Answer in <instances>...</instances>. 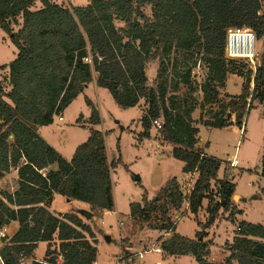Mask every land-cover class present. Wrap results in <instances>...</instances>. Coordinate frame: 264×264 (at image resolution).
Segmentation results:
<instances>
[{"label":"trees","instance_id":"obj_1","mask_svg":"<svg viewBox=\"0 0 264 264\" xmlns=\"http://www.w3.org/2000/svg\"><path fill=\"white\" fill-rule=\"evenodd\" d=\"M36 2L39 8H34ZM149 7L150 14L145 13ZM19 19L21 23H19ZM20 24V25H19ZM19 25L14 33L13 27ZM248 28L263 44L255 67L224 57L226 33ZM0 29L10 35L15 58L0 71L8 70L6 91L0 82V181L17 172L13 192L0 189V231L18 224L10 237L0 238V264H22L32 259L39 242L48 243V264H95L97 248L92 227L80 215L55 214L48 210L53 195L90 206L92 212L112 211L113 196L105 144L97 127L101 119L94 103L90 108L86 141L76 147L69 161L37 133L38 126L52 124L92 82L111 95L115 104L132 108L144 101L140 122L147 138L151 125L161 122L163 140L173 144L171 156L183 163L182 173L196 174L187 194L172 178L148 200L130 205V215L147 221L170 237L162 250L173 257L191 255L197 264L209 261V243L176 233L177 223L169 215L183 204L196 215L208 201L207 225L222 209L234 221L242 211L233 202L236 185L229 177L218 178L222 161L196 147L197 127L192 114L194 98L179 95L180 85L199 91L201 106L218 105L205 127L223 129L242 120L264 101V0H90L84 7H66L54 0H0ZM171 53L207 67L203 82L194 86L191 67L178 72L173 67L167 79ZM158 62L154 86L148 84L146 66ZM228 74L241 77L242 90L228 101L219 100ZM216 187L212 191L211 184ZM264 226L241 221L232 242L225 243L229 255L221 264H264ZM52 243L54 248L51 249ZM122 254H129L122 244ZM58 258L60 260L58 261ZM33 264H40L32 261Z\"/></svg>","mask_w":264,"mask_h":264},{"label":"rangeland","instance_id":"obj_2","mask_svg":"<svg viewBox=\"0 0 264 264\" xmlns=\"http://www.w3.org/2000/svg\"><path fill=\"white\" fill-rule=\"evenodd\" d=\"M90 0H54L57 4L69 7H84ZM36 2L34 8H39ZM150 14L149 7L145 9ZM20 25V24H19ZM19 25L13 27L17 33ZM252 31V30H251ZM263 44L261 40L255 42L256 59L260 57ZM16 55V48L7 35L0 29V66L9 64ZM243 60H237V63ZM194 60L185 58L181 54L171 53L167 79L171 83L173 79V67L176 65L178 72H183L191 67V81L194 86L200 85L206 77L207 67L203 63L193 66ZM252 66V65H250ZM253 67V66H252ZM255 67V66H254ZM158 69V62H150L146 66L148 84L154 86V79ZM8 70L0 71V82L10 89L7 82ZM243 79L237 75L228 74L224 87L219 89V100L227 102V96H235L241 93ZM179 95L192 97L196 101V108L192 114L193 126L197 127L196 147L210 156L222 161L218 178L229 177L236 185V194L233 202L242 211L236 215L234 221L227 220L220 209L213 223L209 226L207 221L209 214L206 210L208 201L204 200L197 214H191L183 204L177 212L170 211L172 220L179 217L176 233L188 238H196L209 243V261L221 264L229 255L225 243H230L235 235L237 224L246 221L252 224L264 226V177L260 171L264 168V101L254 102V107L242 120L241 128L234 122V116H230L233 124L223 129L205 127L204 121L212 119L213 113L218 110V105L201 106V92H190V88L180 85ZM85 96V97H84ZM85 98L94 103L98 110L101 123L97 129L101 132L105 153L108 161L114 164L110 169L112 184L113 214L104 212H92L86 209L88 204L79 201H68L56 194L52 200L53 213L80 212L91 213V218L82 220L92 227L96 239L97 264H197L190 255L173 257L163 250L161 254L145 253L143 258H138L137 253L143 250H151L154 247L162 248L163 243L170 237L166 233L152 228L158 216L152 215L147 221H140L130 215V205L141 203L144 192L148 200H151L157 192L163 188L172 178H176L178 185L187 194L193 186L196 174L182 173L183 163L173 158L170 154L173 144L163 140L162 131L151 125L149 136L139 139L143 132L140 122L146 106L141 101L138 106L122 109L118 107L107 90L98 88L92 82L85 93L78 95L64 110L63 114L55 116L49 126H38L40 137L45 139L67 161L70 160L76 147L83 144L88 135V127L82 128L77 122L81 115V124L88 119L90 108ZM62 117V119H61ZM60 118V119H59ZM161 122H163L161 120ZM162 124V123H161ZM237 158L235 168L229 167V162ZM17 187L16 180L11 173L0 181V189L13 192ZM212 191L216 187L211 184ZM240 196V198L237 196ZM104 214V215H103ZM101 221L104 224H101ZM122 222V225H119ZM109 238L110 241L106 239ZM264 243V240H261ZM127 248L129 254L124 258L121 245ZM41 257V252L37 253ZM122 257V260L118 258ZM119 262H118V260Z\"/></svg>","mask_w":264,"mask_h":264},{"label":"built area","instance_id":"obj_3","mask_svg":"<svg viewBox=\"0 0 264 264\" xmlns=\"http://www.w3.org/2000/svg\"><path fill=\"white\" fill-rule=\"evenodd\" d=\"M255 42L256 37L254 33L248 29V28H231L227 31L226 37H225V44H224V57L229 60H243L246 61L251 68H254L255 66V59H256V51H255ZM200 63H198L199 65ZM154 125L157 129L161 128V122L155 121ZM229 162V167L235 168L237 164L239 163L237 158L231 159ZM261 175L264 177V168L260 171ZM186 208H187V204ZM104 214L111 215L113 214V211H104ZM180 217V216H179ZM179 217H175L174 222H178ZM101 224H104L103 221H101ZM119 225H122V222H119ZM166 235H169L166 233ZM5 237L4 233L0 231V238ZM154 252L157 254H161L162 249L159 247H154L151 250H143L139 253H137L138 258H143V255L145 253ZM119 260H122V257L118 258ZM117 259V260H118ZM60 258H58V261ZM118 260V262H119ZM41 264H48L47 262H41Z\"/></svg>","mask_w":264,"mask_h":264},{"label":"crops","instance_id":"obj_4","mask_svg":"<svg viewBox=\"0 0 264 264\" xmlns=\"http://www.w3.org/2000/svg\"><path fill=\"white\" fill-rule=\"evenodd\" d=\"M89 3V2H88ZM66 7H69V6H66ZM19 23H21V20L19 19ZM19 27V26H18ZM95 79H96V74L95 73H93L92 74V82H94L95 83ZM91 82V83H92ZM90 83V84H91ZM89 84V85H90ZM88 87V85L84 88V91H83V93H85V90H86V88ZM83 93H81V94H83ZM85 97V96H84ZM64 112V111H63ZM63 114V113H62ZM60 117V116H59ZM60 119V118H59ZM61 119H62V117H61ZM83 120L85 121L86 119H84L83 118ZM51 125V124H50ZM49 125V126H50ZM38 128V127H37ZM37 133H38V130H37ZM38 135L40 136V134L38 133ZM42 138V137H41ZM43 139V138H42ZM46 143H48L49 144V142H47L45 139H43ZM50 146H51V144H49ZM52 147V146H51ZM76 149V148H75ZM73 153H74V151H73ZM73 155V154H72ZM72 157V156H71ZM11 174L13 175V178L16 180L17 179V172L16 171H12L11 172ZM56 194H54L53 195V199L52 200H54L55 198H56ZM237 196L240 198V196L237 194ZM240 200H241V198H240ZM69 201V200H68ZM51 206H52V202H51V204L49 205V207H48V210L50 211V212H54L53 210H52V208H51ZM87 210H90V206L86 209V211ZM113 211V210H112ZM114 212V211H113ZM66 213H69V212H66ZM59 214H65V213H59ZM79 215V214H78ZM104 215V214H103ZM17 229H18V224L16 223V222H13V223H11L9 226H7L6 228H4L3 230H2V232L4 233V235H6V237H8V238H10L16 231H17ZM47 248H48V243H46V242H39L38 244H37V247H36V249L34 250V253H33V257H32V259H29V260H25L22 264H33L32 263V261H35V262H37V263H40L41 264V262H45V252H46V250H47ZM54 248V244L52 243V247H51V249H53ZM41 252V257L40 258H38L37 257V253L38 252ZM191 256V255H190ZM95 264H97V262H95Z\"/></svg>","mask_w":264,"mask_h":264},{"label":"water","instance_id":"obj_5","mask_svg":"<svg viewBox=\"0 0 264 264\" xmlns=\"http://www.w3.org/2000/svg\"><path fill=\"white\" fill-rule=\"evenodd\" d=\"M235 198V196H233ZM80 216L84 217L86 220H89L91 218V213L88 212H80ZM107 241H110L109 238L106 239Z\"/></svg>","mask_w":264,"mask_h":264}]
</instances>
